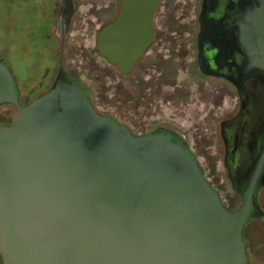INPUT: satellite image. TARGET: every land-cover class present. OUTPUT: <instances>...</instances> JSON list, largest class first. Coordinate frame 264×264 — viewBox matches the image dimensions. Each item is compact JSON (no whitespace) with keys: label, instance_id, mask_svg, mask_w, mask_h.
<instances>
[{"label":"water","instance_id":"water-1","mask_svg":"<svg viewBox=\"0 0 264 264\" xmlns=\"http://www.w3.org/2000/svg\"><path fill=\"white\" fill-rule=\"evenodd\" d=\"M159 3L123 0L98 32V53L123 76L153 42ZM199 22V64L214 69L206 74L242 94L246 78L264 82V0H202ZM4 105L16 115L0 123L2 264L249 263L243 233L259 217L264 136L241 205L230 210L183 134H134L100 113L62 62L50 88L22 104L0 58Z\"/></svg>","mask_w":264,"mask_h":264},{"label":"rangeland","instance_id":"rangeland-1","mask_svg":"<svg viewBox=\"0 0 264 264\" xmlns=\"http://www.w3.org/2000/svg\"><path fill=\"white\" fill-rule=\"evenodd\" d=\"M200 1L161 0L155 41L124 77L96 48L98 30L117 16L121 0H75L61 45L52 37L58 0H0V58L9 65L24 103L50 86L61 61L89 89L96 109L134 134L159 127L180 132L224 203L238 206L222 157L216 154L222 148L219 119L233 109L235 97L225 94L218 106L201 92L202 87H231L197 72L194 41ZM15 115L14 107H0V121H12ZM247 231L250 252L257 255L253 264H264V225L251 220Z\"/></svg>","mask_w":264,"mask_h":264},{"label":"flooded vegetation","instance_id":"flooded-vegetation-1","mask_svg":"<svg viewBox=\"0 0 264 264\" xmlns=\"http://www.w3.org/2000/svg\"><path fill=\"white\" fill-rule=\"evenodd\" d=\"M122 3L123 0H121L120 2V7L117 16L120 13ZM201 3L202 0L199 3V10L196 20L197 34L194 41L197 72L205 77L222 80L231 87L230 89L226 88L225 90H221V88H216V87H212V88L202 87L201 92L206 99L207 97L210 98L214 102V104H217L218 106H220V104L221 105L223 104V100H224L223 98L225 97V94H229L235 97V104L233 109L229 113H227L224 117L219 119V139L222 143L221 145L222 148L219 149L218 152H216V154L217 156L222 157L226 178L228 180V183L231 187L233 194L235 195L234 197L235 201H233V203L239 202L238 206L235 205L228 206L225 203L224 204L228 209L236 210L241 205L242 187L243 185H245L247 181V178L251 172V168H253L252 165L254 164V161L259 156L260 153L259 148L264 136L263 134L264 133V82L262 80H258L254 76L253 77L250 76L246 78L243 83L244 94H242L235 86V84L232 83L230 80L224 77L208 75L205 73V70H208L209 72L214 71L213 68L204 67V66L200 67L198 60L199 45H198L197 35L200 26L199 13L201 9ZM75 4H76L75 0H66L64 2V8H62L61 0H58L59 6L57 9L54 10V12H52V20L54 23L52 37L55 40V42L58 43L59 45L63 43L65 44L66 36L70 29L71 21L75 12V9H73L72 6ZM117 16L113 18L111 21L115 20ZM155 17H154V31H155L154 39L153 42L150 44V46L147 48V50L152 46V44L155 41V36H156ZM111 21H109L108 23H110ZM106 24H104L100 28V30ZM100 30H98V32ZM96 48H97V37H96ZM147 50L142 55L141 59L143 58ZM101 58L107 62V60L102 56ZM141 59L139 60V62L141 61ZM60 62L61 61H59V64ZM65 72L70 79L84 84L80 79L74 76L72 72H69L67 70H65ZM57 73L58 70L57 72H55L54 80L57 76ZM20 101L22 104H26L21 100V94H20ZM215 189L219 192L217 188ZM263 190H264V185L259 189L258 192L259 217H256L252 220L259 221L264 225V196L262 197V199L260 196V193H262ZM248 223L244 228L243 237L247 245V254L249 260L248 264H253V261L254 259L257 258V255L255 253L250 252V244L247 240V235L249 234V232L247 231ZM0 264H2L1 256H0Z\"/></svg>","mask_w":264,"mask_h":264},{"label":"trees","instance_id":"trees-1","mask_svg":"<svg viewBox=\"0 0 264 264\" xmlns=\"http://www.w3.org/2000/svg\"><path fill=\"white\" fill-rule=\"evenodd\" d=\"M58 68H59V63H58L57 70H58ZM56 72H57V71H56ZM53 81H54V79H53ZM53 81H52V83H53ZM52 83H51V84H52ZM51 84H50V86H51ZM50 86H49V87H50ZM49 87H48V88H49ZM48 88H47V89H48ZM47 89H45L44 91H46ZM44 91H43V92H44ZM39 94H41V93H39ZM39 94L35 95V97L38 96ZM35 97H34V98H35ZM34 98H33V99H34ZM33 99H32V100H33ZM30 101H31V100H30ZM30 101H28V102H30ZM10 106H12V105H10ZM1 107H2V106H1ZM12 107H13V106H12ZM15 110H16V109H15ZM11 122H12V121H0V123H5V124H9V123H11Z\"/></svg>","mask_w":264,"mask_h":264}]
</instances>
